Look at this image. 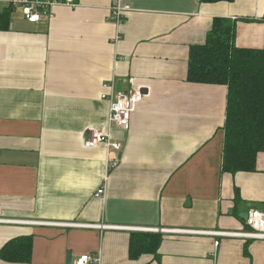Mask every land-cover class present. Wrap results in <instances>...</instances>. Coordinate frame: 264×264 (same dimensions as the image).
Listing matches in <instances>:
<instances>
[{
    "label": "crops",
    "instance_id": "1",
    "mask_svg": "<svg viewBox=\"0 0 264 264\" xmlns=\"http://www.w3.org/2000/svg\"><path fill=\"white\" fill-rule=\"evenodd\" d=\"M74 2L38 22L0 8V250L31 242L28 261L0 264H264V239L155 231H240L264 212V151L254 171H221L227 87L186 78L214 18L264 49V0H126L119 24L112 0ZM134 86L146 95L129 128L111 124L101 95ZM89 127L121 143L117 166L85 146ZM152 233L156 250L131 257V237Z\"/></svg>",
    "mask_w": 264,
    "mask_h": 264
},
{
    "label": "trees",
    "instance_id": "2",
    "mask_svg": "<svg viewBox=\"0 0 264 264\" xmlns=\"http://www.w3.org/2000/svg\"><path fill=\"white\" fill-rule=\"evenodd\" d=\"M203 2L217 0H200ZM7 11L0 14V28L7 27ZM235 25L228 18H214L203 43L191 45L186 78L199 84L227 87L221 171H254L258 153L264 151V49L235 45ZM160 234H137L129 253L137 257L154 252ZM29 239L10 240L0 250L9 261H28Z\"/></svg>",
    "mask_w": 264,
    "mask_h": 264
},
{
    "label": "built area",
    "instance_id": "3",
    "mask_svg": "<svg viewBox=\"0 0 264 264\" xmlns=\"http://www.w3.org/2000/svg\"><path fill=\"white\" fill-rule=\"evenodd\" d=\"M67 5L74 7V0H0V8L18 9L22 16L28 22H38L42 18L50 19L53 16L52 8L56 5ZM131 9L126 0H112L109 10L108 20L119 24L125 19L126 12ZM133 83L132 79L129 81ZM144 86H134L122 92H114L110 90L104 92L101 97L109 102V122L115 126L124 129L129 128L131 114L135 111L137 104L146 95ZM103 143L106 146V158L111 167L117 166L119 160L113 156V152L121 149V143L111 138L110 134L96 127L87 129V137L84 140L85 146H94ZM105 193V184L96 190L95 196L102 197ZM1 221V220H0ZM67 225L69 223H61ZM246 228L240 231H203V230H164L155 229V231H170V232H186V233H204L218 236H232L248 239H264V212L256 209L249 211L245 219ZM81 226H97L105 227L104 225L90 224H69ZM133 229H140L131 227ZM130 228V229H131ZM74 264H101L100 259L93 254L84 253L79 255Z\"/></svg>",
    "mask_w": 264,
    "mask_h": 264
},
{
    "label": "water",
    "instance_id": "4",
    "mask_svg": "<svg viewBox=\"0 0 264 264\" xmlns=\"http://www.w3.org/2000/svg\"><path fill=\"white\" fill-rule=\"evenodd\" d=\"M248 214L244 213L243 216L246 218Z\"/></svg>",
    "mask_w": 264,
    "mask_h": 264
}]
</instances>
